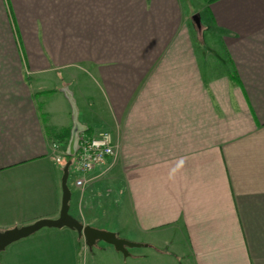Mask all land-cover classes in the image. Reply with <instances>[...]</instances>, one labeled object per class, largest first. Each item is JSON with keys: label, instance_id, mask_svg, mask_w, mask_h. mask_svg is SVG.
I'll return each instance as SVG.
<instances>
[{"label": "crops", "instance_id": "0c3cea01", "mask_svg": "<svg viewBox=\"0 0 264 264\" xmlns=\"http://www.w3.org/2000/svg\"><path fill=\"white\" fill-rule=\"evenodd\" d=\"M205 3L192 30L182 0H0V232L58 219L72 141L108 130L118 143L111 180L84 192L72 182L70 215L140 245L124 257L44 228L0 264H80L81 253L86 264H125L171 235L182 240L172 255L187 264H264V0ZM74 71L95 81L98 101ZM59 73L84 112L67 86L53 92Z\"/></svg>", "mask_w": 264, "mask_h": 264}, {"label": "rangeland", "instance_id": "374dc122", "mask_svg": "<svg viewBox=\"0 0 264 264\" xmlns=\"http://www.w3.org/2000/svg\"><path fill=\"white\" fill-rule=\"evenodd\" d=\"M182 2H183V8H184V10H185V13H186V15L187 16H189L190 18H191V22L189 23L190 24V27H191V29L193 30L194 28L193 27H197V24H196V22L193 20V18L195 17V16H198V13L201 11V10H203L204 9V7H205V5H206V3H205V0H182ZM195 12H198V13H195ZM199 17V16H198ZM200 18V17H199ZM200 22L202 23V21H201V18H200ZM197 29V28H196ZM43 34H45L44 32H43ZM204 38H205V42L206 43H209V40H211L210 39V34L209 33H205L204 34ZM217 46L216 47H213V49H214V52L217 54V56H215L216 57V59H217V61H218V65H219V67H222V65H223V63L224 64H226V62H225V59H226V57L224 56V51L220 48V46H219V44L217 43L216 44ZM44 47H45V51H46V53L48 54V55H51L50 53H49V51H48V48H47V46H46V43L44 44ZM42 49V48H41ZM46 53L44 52V55L46 56V57H48L47 55H46ZM43 55V56H44ZM52 56V55H51ZM219 58V59H218ZM226 66V65H225ZM71 74H74L75 76H77V77H82V79L80 80V81H78V83L81 85L80 86V88H81V90L82 91H84V93L88 96V97H91V98H94V100L95 101H98L99 100V96H100V94H99V90H98V88H97V85H96V83H95V81H91V79H90V77H87V75H89V74H84V73H82V72H80V71H74L73 73L72 72H70ZM57 75V78H58V80H57V83H56V87H55V91H53L56 95H59V97H60V95H62V88H64L65 86H67V88L68 89H66L67 91H64V94H67V92H69V96H70V101H71V103H73V100H74V103L76 104V105H78V107H79V110L81 111L82 110V112H84L83 111V102H82V100H81V96L78 94V88H72V87H69V85H68V82H66V80H65V77H66V75L64 74V73H59V74H56ZM53 92H51V93H53ZM72 92H75V95H73V93ZM53 93V94H54ZM48 95V94H47ZM47 95H40V97H39V101H43V100H46V99H48V98H46V97H50L49 95L47 96ZM87 98V97H86ZM57 99H58V97H57ZM73 106V105H72ZM71 106V107H72ZM73 108V111H74V106L72 107ZM70 109V108H69ZM69 109L67 108V115H66V117L67 118H69V116H70V114H71V110L69 111ZM68 111H69V113H68ZM73 111H72V116H73V119L75 120V114L73 113ZM82 116H83V113H82ZM70 118H71V116H70ZM82 118V117H81ZM81 132V131H80ZM101 132H110V131H108V130H104V131H101ZM84 133L85 132H81L80 134H79V137H77L76 136V138L79 140L83 135H84ZM110 133H112V132H110ZM57 144V143H56ZM118 144V143H117ZM53 145H54V143H53ZM53 145H52V149H54L53 148ZM59 145V144H58ZM59 147H60V145H59ZM59 156H61V155H58L57 156V158L59 157ZM62 157V156H61ZM67 161H68V159H67ZM73 161H74V159H73ZM73 161H71V163L73 164ZM111 162V161H110ZM110 162H108L106 165H104V166H102V167H99V168H104L103 170H102V172L100 173V175H101V177H97V176H90L91 174H89L88 175V177H87V182H86V186H84L85 188H81V189H78V190H80L81 192H84L85 191V189L90 185V184H92V183H94V182H96V181H98V180H103V179H109V177H110V179L109 180H111V176H110V173L112 172V168H113V164H112V162L110 163ZM107 166V167H106ZM95 171V170H94ZM93 171V172H94ZM116 174V173H115ZM92 177V178H91ZM95 177V178H94ZM99 178V179H98ZM75 180H76V175L74 174V171H73V167H72V165H71V167H70V175H69V181H68V185L70 186V187H73L72 186V182H73V184H75ZM91 180V181H90ZM104 181V183L103 184H105V185H108V184H110V181ZM90 181V182H89ZM105 187H107V186H105ZM71 190V189H70ZM104 195V196H103ZM103 195H101L100 197H99V205H100V203H101V201L103 200V199H107V198H109V197H111V193L110 192H106L105 194H103ZM114 215V213H113V210H111V216H113ZM124 215H127V214H124ZM125 217V216H124ZM86 226H89V225H86ZM154 240H153V238L152 239H148V242H153ZM177 241L178 242H181L182 240L180 239L179 240V237H177V236H175L174 237V235H171V236H169V240H168V242H167V246L166 245H163V244H160L159 242H156V241H154V242H156L157 244H158V246H159V249H157L156 251L155 250H152V252H151V250H146V249H137V250H135V252L136 253H145L144 255L145 256H147V258L146 259H140V260H136L135 259V255L136 254H133L130 258H128V259H126V263L125 264H177L178 262H177V259L180 261V264H187L186 263V261L184 260V259H181L180 258V255H178V256H176L175 255V253L172 255V253H171V246H172V243H174V244H176L177 243ZM183 243V242H182ZM184 244V243H183ZM96 249H98V248H96ZM184 250H185V247H184ZM96 251V250H95ZM163 251V252H162ZM144 256V257H145ZM125 257V256H124ZM56 260V261H59L58 259H60L59 257H54V258H52L49 262H46L47 264H55L56 262L55 261H52V260ZM79 262H80V264H83L84 262H85V264H86V258H84V253H81L80 255H79ZM184 260V261H183ZM38 264H43L44 262H37ZM115 264H124V261L123 262H119V263H117L116 261H115ZM179 264V263H178Z\"/></svg>", "mask_w": 264, "mask_h": 264}, {"label": "water", "instance_id": "95a60500", "mask_svg": "<svg viewBox=\"0 0 264 264\" xmlns=\"http://www.w3.org/2000/svg\"><path fill=\"white\" fill-rule=\"evenodd\" d=\"M193 20L196 22L198 28L201 27L200 18L195 16ZM78 139L72 141L68 155L73 157L74 151L77 147ZM72 163L68 162L64 168L62 178L63 200L60 217L56 220H41L32 225L22 228H15L5 232H0V253L4 252L12 244L28 238L33 234L44 228L63 229L68 228L77 231L80 237H84L88 246L93 247L97 242H104L113 246L118 252L124 256H128V249L140 247L139 244L130 243L124 239L119 238L115 233L95 229L91 226H86L70 215V202L72 199V192L69 188L68 181L70 175V167Z\"/></svg>", "mask_w": 264, "mask_h": 264}, {"label": "built area", "instance_id": "2783aa9c", "mask_svg": "<svg viewBox=\"0 0 264 264\" xmlns=\"http://www.w3.org/2000/svg\"><path fill=\"white\" fill-rule=\"evenodd\" d=\"M53 148L57 150L60 147L54 143ZM117 151L118 144L112 133L100 132L95 136L84 133L78 140L73 155L72 167L76 175V188H85L88 175L97 168L106 165L110 161L113 164L117 157ZM61 161L62 157L59 156L57 162L61 163Z\"/></svg>", "mask_w": 264, "mask_h": 264}, {"label": "trees", "instance_id": "16d2710c", "mask_svg": "<svg viewBox=\"0 0 264 264\" xmlns=\"http://www.w3.org/2000/svg\"><path fill=\"white\" fill-rule=\"evenodd\" d=\"M57 139H60V142H64V145L68 144L71 137V131L68 129L60 130L58 133H56ZM68 162L73 161V157L70 155L67 156Z\"/></svg>", "mask_w": 264, "mask_h": 264}, {"label": "clouds", "instance_id": "9594fccd", "mask_svg": "<svg viewBox=\"0 0 264 264\" xmlns=\"http://www.w3.org/2000/svg\"><path fill=\"white\" fill-rule=\"evenodd\" d=\"M183 161L180 162V164L177 165L176 168H173L171 172L169 173V179H174L175 173L179 170V168L182 166Z\"/></svg>", "mask_w": 264, "mask_h": 264}]
</instances>
